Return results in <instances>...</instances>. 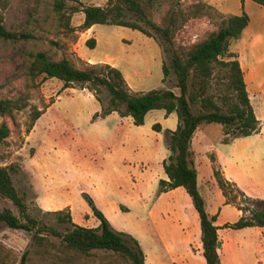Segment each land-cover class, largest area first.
I'll return each mask as SVG.
<instances>
[{"label":"rangeland","instance_id":"374dc122","mask_svg":"<svg viewBox=\"0 0 264 264\" xmlns=\"http://www.w3.org/2000/svg\"><path fill=\"white\" fill-rule=\"evenodd\" d=\"M51 3L1 0L5 28L30 37L0 39V99L22 97L27 102L11 117L0 116V122L4 120L11 129L0 145V165L9 169L29 213L46 226L63 231L65 225L56 221L53 212L69 207L76 225L96 227L98 220L88 197L112 228L138 242L146 264H206L199 219L190 197L182 187L163 191L159 185L167 179L162 162L170 154L167 133L176 128V114L151 110L141 125H134L129 115L104 114L105 91L98 101L79 84L64 89L58 79L32 82L24 73L25 54L44 51L52 60L66 58L79 69L87 63L110 64L120 70L135 93L151 89L177 92L172 74L161 82V63H168L170 47L123 26L95 24L91 31L79 30L80 10L88 5L103 7L107 0H68V26L58 22ZM195 4L212 8L192 16ZM72 8L76 10L71 12ZM170 8L189 15L173 37V48L187 47L206 32L217 30L222 19L245 12L249 24L241 39L230 41L229 49L244 67L255 71L254 86L264 82V6L251 0L245 4L240 0H154L150 7L145 6L156 24ZM91 38L93 48L87 45ZM253 105L264 120V95H256ZM34 108L44 112L27 131ZM197 108L193 106V111ZM120 111H125L124 106ZM155 124L159 130L153 128ZM221 138V125L204 123L190 142L198 190L206 212L216 216L220 264H264V226L227 227L264 205V130L246 137L229 136L227 142ZM215 169L226 174L224 179L238 194L234 189L222 193L213 175ZM3 208L18 216L16 208L0 198V210ZM46 231L34 242L24 230L0 223L3 264H20L23 253V264H126L111 252H74Z\"/></svg>","mask_w":264,"mask_h":264},{"label":"trees","instance_id":"16d2710c","mask_svg":"<svg viewBox=\"0 0 264 264\" xmlns=\"http://www.w3.org/2000/svg\"><path fill=\"white\" fill-rule=\"evenodd\" d=\"M67 1L52 0L51 3L52 12L58 22L64 26H68L69 19V15H65L68 8ZM251 1L264 6V0ZM153 2L154 0H107L103 7L85 6L80 10L83 13V20L79 30H88L95 24L123 26L138 30L160 44L168 45L169 61L161 63V82L172 74L177 92L171 89H151L135 93L128 87L120 70L110 64L87 63L86 68L79 69L72 66L66 58L52 60L44 51L25 54L24 73L32 82L37 78L58 79L63 82L64 89L79 84L82 88H87L98 101H101L100 94L105 91L108 102L104 114L116 111L122 116L129 115L134 125H141L145 114L151 110H164L166 115L175 113L177 125L174 130L168 131L166 141V148L170 154L162 162L167 179L160 180L159 185L163 191L176 187L185 190L198 215L205 263L220 264L216 245L217 227L214 224L216 216L206 212L204 199L198 190L196 170L191 160L190 142L197 127L204 123L222 125L224 132L222 142H227L229 136L246 137L259 131V120L250 104L238 56L229 49L230 41L238 39L248 26L249 16L245 12L229 15L222 19L217 30L206 32L202 38L187 47L173 48V37L182 23L188 19V11L170 8L164 13L161 23L156 24L145 10V6L150 7ZM210 8L212 7L195 4L191 14L197 16L203 10ZM75 10L72 8L70 11ZM29 37L27 33L6 29L0 13L1 40L16 41ZM87 45L93 48L95 40L89 39ZM26 106L27 102L22 97L1 98L0 116L11 117L13 111L21 110ZM120 106H124V112L120 111ZM193 106L198 107L197 112L193 111ZM43 112V109L35 108L31 111L27 131L31 130ZM153 128L160 129L158 124ZM10 133V127L2 120L0 145ZM213 175L223 194L226 195L232 189L236 194L239 193L218 170L215 169ZM0 198L8 200L18 212L17 216L9 208L1 209L0 223L12 229L24 230L31 235L34 242L39 240L47 229V233L60 238L65 247L74 252L86 255L92 250H101L121 257L126 264H144L138 242L131 235L112 228L88 197L87 201L98 220V225L96 227L76 225L72 221L69 209H63L53 212L56 214V221L65 225L63 231L46 226L29 213L24 197L13 185L9 169L2 165H0ZM241 208L239 206V209ZM250 226H264V205L252 210L249 217L242 216L227 227L240 229ZM4 256L0 252V264L4 263ZM24 259L25 253L21 256L20 264H23Z\"/></svg>","mask_w":264,"mask_h":264},{"label":"crops","instance_id":"0c3cea01","mask_svg":"<svg viewBox=\"0 0 264 264\" xmlns=\"http://www.w3.org/2000/svg\"><path fill=\"white\" fill-rule=\"evenodd\" d=\"M242 3L243 4H245L246 3V0H243L242 1ZM247 28V27H246ZM245 28V29H246ZM93 28L92 27H90L89 29H88V31H91ZM244 29V30H245ZM243 30V31H244ZM243 31H242V33H243ZM241 33V34H242ZM242 37L240 36V38L239 39H241ZM238 39V40H239ZM238 56V55H237ZM238 61H239V64H240V67H241V69H242V72H243V79H244V83H245V88H246V91H247V93H248V97H249V100H250V104H251V106H252V108H253V111H254V114H255V116H256V118L259 120V129L260 130H264V120L261 118V116H258L257 115V112H256V109H255V107H254V105H253V98H255V96L256 95H264V82L262 83V84H260V85H258V86H254L253 84V81H254V78H255V71L253 70V69H251V68H248V67H244L243 65H242V63H241V61L238 59ZM169 115V114H168ZM37 121V120H36ZM210 124H217V123H210ZM220 125V124H219ZM200 126V125H199ZM198 126V127H199ZM197 127V128H198ZM197 130V129H196ZM195 130V131H196ZM195 133V132H194ZM193 136H194V134H193ZM193 136H192V138H193ZM224 137V132H223V127H222V125H221V137ZM222 139V138H221ZM169 155V153H167V155H166V157ZM215 159H217V157L215 156ZM222 176H226V174L224 173V172H222ZM226 178V177H225ZM41 207H42V209L43 210H45L46 212H47V210L45 209V208H43V206H42V204H41ZM65 209V208H64ZM66 209H69V207H66ZM63 210V209H62ZM55 211H59V210H54V212ZM70 211V210H69ZM72 218V217H71ZM200 235H201V233H200ZM201 242V241H200ZM201 247H202V245H201ZM144 264H146V262H145V255H144Z\"/></svg>","mask_w":264,"mask_h":264},{"label":"water","instance_id":"95a60500","mask_svg":"<svg viewBox=\"0 0 264 264\" xmlns=\"http://www.w3.org/2000/svg\"><path fill=\"white\" fill-rule=\"evenodd\" d=\"M216 245H217V247H218V246L220 245V243L217 241Z\"/></svg>","mask_w":264,"mask_h":264}]
</instances>
